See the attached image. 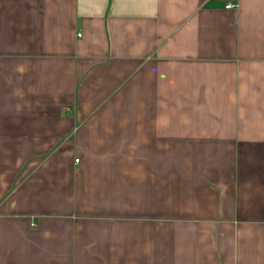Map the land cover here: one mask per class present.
Wrapping results in <instances>:
<instances>
[{
  "label": "crops",
  "instance_id": "obj_1",
  "mask_svg": "<svg viewBox=\"0 0 264 264\" xmlns=\"http://www.w3.org/2000/svg\"><path fill=\"white\" fill-rule=\"evenodd\" d=\"M0 264H264V0H0Z\"/></svg>",
  "mask_w": 264,
  "mask_h": 264
},
{
  "label": "built area",
  "instance_id": "obj_2",
  "mask_svg": "<svg viewBox=\"0 0 264 264\" xmlns=\"http://www.w3.org/2000/svg\"><path fill=\"white\" fill-rule=\"evenodd\" d=\"M232 8V6H227L226 9H230ZM78 37H81V35H79Z\"/></svg>",
  "mask_w": 264,
  "mask_h": 264
}]
</instances>
